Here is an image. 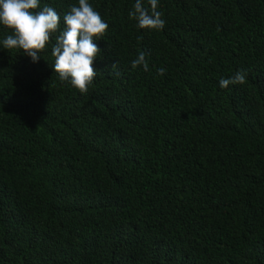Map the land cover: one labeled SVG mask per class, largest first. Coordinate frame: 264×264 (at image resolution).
Returning <instances> with one entry per match:
<instances>
[{"label":"trees","instance_id":"obj_1","mask_svg":"<svg viewBox=\"0 0 264 264\" xmlns=\"http://www.w3.org/2000/svg\"><path fill=\"white\" fill-rule=\"evenodd\" d=\"M88 2L86 93L52 68L78 0H39L61 19L37 63L0 24V264H264V0H158L162 30Z\"/></svg>","mask_w":264,"mask_h":264},{"label":"clouds","instance_id":"obj_2","mask_svg":"<svg viewBox=\"0 0 264 264\" xmlns=\"http://www.w3.org/2000/svg\"><path fill=\"white\" fill-rule=\"evenodd\" d=\"M150 9L143 6L142 0H136L134 10L129 13L135 18L137 27L148 30H162L165 21L162 13L157 11L158 0H148ZM39 0H0V24L13 30L3 40L5 49H22L25 56L33 63L41 59V51L46 48L52 34L60 25V16L55 9L44 6L39 11ZM64 28L56 36L51 53L54 57L52 68L58 73L61 81H69L81 93L88 91L97 71L93 67L101 49L94 41L100 40L109 25L101 15L93 9L88 0H78V6H72L63 17ZM95 38V39H94ZM146 53L140 52L131 62L133 69L143 65L148 70ZM112 69L116 64L111 65ZM165 69H158V75H163ZM246 73L237 71L230 79L221 78V88L230 84H244Z\"/></svg>","mask_w":264,"mask_h":264}]
</instances>
